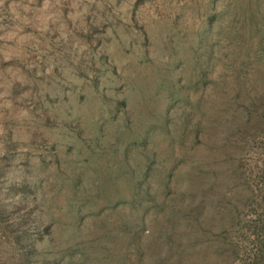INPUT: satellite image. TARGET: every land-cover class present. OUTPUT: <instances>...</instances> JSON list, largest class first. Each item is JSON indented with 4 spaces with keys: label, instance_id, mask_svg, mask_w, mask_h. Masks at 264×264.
Segmentation results:
<instances>
[{
    "label": "trees",
    "instance_id": "1",
    "mask_svg": "<svg viewBox=\"0 0 264 264\" xmlns=\"http://www.w3.org/2000/svg\"><path fill=\"white\" fill-rule=\"evenodd\" d=\"M156 23L120 42L115 97L79 66L67 78L104 99L96 112L54 81L26 149L4 134L0 264H264V187H245L240 155L264 133V0H197Z\"/></svg>",
    "mask_w": 264,
    "mask_h": 264
},
{
    "label": "rangeland",
    "instance_id": "2",
    "mask_svg": "<svg viewBox=\"0 0 264 264\" xmlns=\"http://www.w3.org/2000/svg\"><path fill=\"white\" fill-rule=\"evenodd\" d=\"M196 1L0 0V151L7 132H12L13 139L19 136L18 147L26 149L24 140L32 128L26 114L33 113L36 99L44 97L42 89L50 90L54 81L60 83L67 97L70 95L79 105L89 108L90 114L96 112L97 103L104 99L87 84L82 89L68 84V79L75 78L76 67L88 71L90 77H98L100 89L115 97V73H112L115 55L118 64L131 56L130 49L124 50L120 42L128 43L129 37L143 28L155 29L156 21L172 19L185 4ZM186 21L192 23L193 19L189 17ZM84 55L87 59H82ZM90 58L93 60L89 65ZM56 61L59 66L57 76L53 77ZM260 126L264 132V122ZM240 155L247 179L245 187L255 193H258L256 189L262 192L264 133L255 143L246 145ZM14 163L19 161L16 159ZM20 172L18 169L17 175ZM247 205L243 211V228L236 234L243 246L236 263L251 254V232L260 212L255 204Z\"/></svg>",
    "mask_w": 264,
    "mask_h": 264
},
{
    "label": "bare ground",
    "instance_id": "3",
    "mask_svg": "<svg viewBox=\"0 0 264 264\" xmlns=\"http://www.w3.org/2000/svg\"><path fill=\"white\" fill-rule=\"evenodd\" d=\"M144 74V73H143Z\"/></svg>",
    "mask_w": 264,
    "mask_h": 264
}]
</instances>
